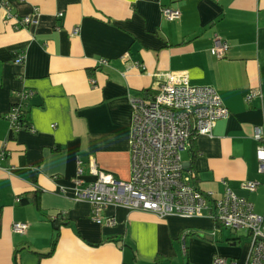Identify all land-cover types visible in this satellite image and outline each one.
Instances as JSON below:
<instances>
[{"label":"crops","instance_id":"obj_1","mask_svg":"<svg viewBox=\"0 0 264 264\" xmlns=\"http://www.w3.org/2000/svg\"><path fill=\"white\" fill-rule=\"evenodd\" d=\"M2 2L0 151L8 156L0 164V264H213L216 257L244 264L249 244L242 248L236 232L227 235L209 216L159 218L110 205L103 216L116 225L97 224L91 204L76 199L74 179L81 162L86 181L93 164L130 180L131 98L152 97L161 75L187 71L230 111L183 152L193 185L215 199L228 186L256 210L264 199L253 137L264 126V0ZM164 7L181 17L165 19ZM8 14L34 22L17 28ZM216 38L229 45L221 59L211 54ZM21 92L33 95L12 133L6 114ZM251 92L259 95L249 103ZM246 181L259 182L258 190L245 191ZM16 222L28 224L25 234L13 232Z\"/></svg>","mask_w":264,"mask_h":264},{"label":"built area","instance_id":"obj_2","mask_svg":"<svg viewBox=\"0 0 264 264\" xmlns=\"http://www.w3.org/2000/svg\"><path fill=\"white\" fill-rule=\"evenodd\" d=\"M7 5V0H3L2 6L6 8ZM35 11L37 14L38 9ZM162 15L169 21H175L181 17V12L164 7ZM8 17L15 20L17 28L34 22L31 16L8 14ZM79 31V28H75L73 34ZM228 49L227 42L216 38L211 54L221 59ZM23 61V55H18L15 60L17 64ZM101 62L107 63L106 60ZM161 76L163 83L157 94L131 98V179H118L93 164L90 169L92 179L86 181L84 168L79 162L74 179L76 199L91 204V215L97 224L111 227L116 225V220L103 216L110 205L149 212L159 218L174 215L182 218L209 216L224 228L248 234L249 251L244 264H264V214L257 213L251 201L228 186L222 197L216 199L212 193L198 190L182 160L189 141L211 136L216 123L229 117V109L215 89L207 85H193L187 71H171ZM32 95L31 92H21L20 102L6 114L12 133L22 129L23 116ZM258 95L251 92L246 101L250 103ZM253 137L257 143L258 172L264 175V126L255 127ZM7 156L6 149L0 151V164ZM259 185L257 181H246L242 188L253 193ZM27 229L28 224L24 222L13 225L16 234L23 235ZM213 264L235 263L225 257H216Z\"/></svg>","mask_w":264,"mask_h":264},{"label":"rangeland","instance_id":"obj_3","mask_svg":"<svg viewBox=\"0 0 264 264\" xmlns=\"http://www.w3.org/2000/svg\"><path fill=\"white\" fill-rule=\"evenodd\" d=\"M262 196H264V191H262ZM255 206H256V212L259 214H264V199L261 200V202L257 203L255 202ZM224 231L227 233V235L232 233V230L229 229H224ZM232 236H234V238H236L237 240V244L240 245L242 248L248 246L249 242H250V237L248 236V234L244 231H237L234 234H231Z\"/></svg>","mask_w":264,"mask_h":264},{"label":"trees","instance_id":"obj_4","mask_svg":"<svg viewBox=\"0 0 264 264\" xmlns=\"http://www.w3.org/2000/svg\"><path fill=\"white\" fill-rule=\"evenodd\" d=\"M25 116H26V112L24 113V116H23V120H22V123H23V125H24V123H25ZM192 140V139H191ZM192 149H194V146L191 148V151H192ZM191 171V170H190ZM192 175V174H191ZM192 178H193V180H196V178H194L193 176H192ZM204 193V192H203ZM59 218H56L54 221H53V223H54V226H55V228L56 229H58V227L60 226V223H59V221H61V219H59ZM56 241L57 240H55L54 241V243L56 244Z\"/></svg>","mask_w":264,"mask_h":264}]
</instances>
